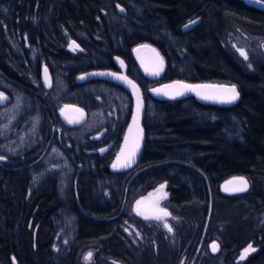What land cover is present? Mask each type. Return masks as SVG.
Here are the masks:
<instances>
[{"label": "trees", "instance_id": "trees-1", "mask_svg": "<svg viewBox=\"0 0 264 264\" xmlns=\"http://www.w3.org/2000/svg\"><path fill=\"white\" fill-rule=\"evenodd\" d=\"M116 3L126 14L115 11ZM189 4L0 0V91L7 97L0 105V264H178L185 253V264H264V64L248 69L237 62L219 39L222 22L180 30L170 18ZM227 5L221 15L236 24L237 7ZM242 24L264 28V22ZM139 43L163 56L156 79L142 73L132 53ZM114 56L127 64L145 105L139 162L119 173L107 166L131 98L110 81H75L88 69H113ZM41 66L48 69L50 89L41 87ZM176 78L234 83L238 101L165 102L145 93ZM65 105L80 107L83 121L60 119ZM233 174L246 175L251 187L221 195L217 183ZM161 182L167 208L180 219L172 245L162 234L153 244L129 207ZM132 224L139 235H128L125 226ZM215 225L222 227L216 232L222 251L212 255L206 242L214 239ZM247 241L258 249L233 263Z\"/></svg>", "mask_w": 264, "mask_h": 264}, {"label": "water", "instance_id": "water-1", "mask_svg": "<svg viewBox=\"0 0 264 264\" xmlns=\"http://www.w3.org/2000/svg\"><path fill=\"white\" fill-rule=\"evenodd\" d=\"M248 2H252V4L254 5H259L261 7L264 8V5H262V3H258L257 0H247ZM115 11L118 12L119 15H124V9L123 6L119 5V4H115ZM190 25V24H188ZM132 53L135 55L137 62L140 64L141 67V71L142 73L156 79V77L160 76V72L161 69L163 68L162 66V62L160 60V56L158 54V52H156L155 49H153L152 46H150V44L144 43V44H138L136 45L133 49H132ZM112 62H114V64H116V67L118 69L116 70H110L109 68H103V69H99V68H93V69H88L85 71H82V73L77 74L75 77V81L77 83H83L84 81H91L93 79H99L100 81H110V83H115L117 85H120L121 88L124 90V92H126L130 98V111H128V118H127V122L125 123V128L124 131L121 133V139H120V143H118L117 146V151L116 153L112 156V160L110 161V163L107 166V169H109L110 171H113L114 173H119V172H127L129 171V169H131L132 167H134L140 159V153L143 150V142H145V136H144V127L142 126V121L144 119V115L143 112L145 111V105H144V97L142 94V89L139 86V84H137L136 82L133 81V79L131 78V76H129V74L126 73L125 69H126V64H124L121 59L118 56H115L112 60ZM113 73H115L116 75H112ZM49 72L47 70V68L45 66H42V73H41V80H42V86L46 89H50V84H51V79L49 78ZM118 77H126V79H119ZM129 81H131L132 83H129ZM180 81L183 82L184 84H188V85H211V86H215L216 88H219L221 86H226V87H231L232 85H235L234 83H225L224 81H218V82H214V81H209L208 82H204V81H184L181 78H176V79H169L166 80L165 82H157L155 85H150L145 93L149 94L151 97H153V99L155 100H163L165 102L167 101H178L179 99L182 98H188V97H193L195 102H201V103H205V104H215V105H230L232 103L237 102L238 100L232 102V103H226V102H221L219 100H210V99H203L200 95H197L196 91H184L182 95H173L172 93H174V91L176 89L174 88H164V86L166 85H174L175 82ZM154 89H163V91L157 92L154 91ZM201 91H207V92H211L212 89H207V90H201ZM238 91V90H237ZM168 92V95H165L164 93ZM138 105H139V111H138ZM84 112L81 110V108H77V107H71L69 105L67 106H63L62 110H61V115L60 118L63 119V121L70 123V124H75L76 122H82L83 121V117H84ZM136 116L137 117V121L134 124L133 122V117ZM130 126H132V132H129V128ZM137 129L142 130L139 133V149L136 152L135 158L131 161V163L129 164V166L127 167H120V168H113L112 165L114 162L117 161V156L121 155V150L125 148V137L128 136L129 137V141L130 143L135 139V137L137 136ZM127 154V150H125V155ZM121 160H124V156H121ZM80 168V165L78 166ZM236 177H244L246 178L247 182H248V187L247 190L251 187V184L249 183L248 177L246 175H240V174H233L232 176H226L224 177L222 180L219 181L218 184V191L221 195H230V196H234V194H244L245 191H241V192H233V191H225V185L227 181L232 180L233 178ZM234 186H238V182L236 184L233 185H229V187H234ZM246 190V191H247ZM139 201H141L140 204V212L142 214H138L137 213V201L135 202V204H133V209L134 211L137 213V216L139 217H147V218H155V216L159 215L162 217V213L160 212V209L157 208V206L155 205V198L153 195L151 196H145L142 197ZM206 220L204 222V231L205 232V226L207 224V222L209 221V216L208 213L206 214ZM218 241L213 240L210 241L208 243V247L210 249V252L212 255H214L219 247L217 248L216 251H213V246L214 245H218L217 243ZM184 256H182L180 258L179 264H183L184 262ZM15 261L12 260L11 264H15Z\"/></svg>", "mask_w": 264, "mask_h": 264}, {"label": "rangeland", "instance_id": "rangeland-1", "mask_svg": "<svg viewBox=\"0 0 264 264\" xmlns=\"http://www.w3.org/2000/svg\"><path fill=\"white\" fill-rule=\"evenodd\" d=\"M239 23L240 21L237 22L236 24L231 23V19L229 17L225 20V22L222 24L223 29L221 30V34L219 38L222 44L226 45V47L230 49V51H232L233 56L235 57L234 59H237V62H241L248 69L250 68L249 65H252L254 63L255 65H259L260 63L264 64V28L259 27V26L255 27L253 25L246 26V25H243L242 22L240 24ZM241 50L244 53H246L247 58H245V55L241 54ZM161 185H164L163 189H161ZM167 193L168 192H167V188L165 187V183L161 182L160 184H157V185L155 184L153 188H151L150 191L143 194L139 199L135 198L129 205V207L133 209V204H135L136 201H139L142 197L153 195L155 198V203H156L155 205L157 206V208H159L160 210L161 209L166 210L168 213H170L169 216L162 215L161 219L159 220L155 218H146L143 216L141 217L143 221L142 226L145 229H147V231L149 232L148 238L155 245H157V243L160 242L161 234L163 235L162 238L167 237L168 239H170V243L172 245L175 239L174 238V234H175L174 226L176 223H180L179 217H177L175 214H172L169 208H167V205H166L167 199H168ZM255 218H256V215L253 216L252 221L255 220ZM165 223H167L172 228V231H169L168 228L164 226ZM258 226L259 225L257 224V228ZM136 229H137L136 226L133 227V224L125 226V230L127 231L128 235H132L135 232L138 233V230ZM221 229H222L221 226L215 225V232H213V234H210V237L214 239L212 240L210 239L206 242V246L208 247V243L210 241H213V240L218 241L217 243H218L219 249L214 255L222 251L219 245V240L217 239L218 236L216 235V232L218 230L220 231ZM256 230H257L256 227H254L252 234L257 235ZM261 234L263 235L262 237L264 238V232L261 231ZM249 245H251L252 249L254 250H250L249 252H247L244 255V258L241 259V253L244 252V250L248 248ZM257 249H258V245L253 243V241H247V243L244 244L240 249H238L237 252H235V254L233 255L234 257L233 263L246 260L248 258V255L251 252L256 251ZM87 254L88 253H86L85 255L87 256ZM182 256H184L185 260L183 264H185V262H187L186 253L183 255H180V257L178 258L179 261ZM179 261H178V264H179Z\"/></svg>", "mask_w": 264, "mask_h": 264}, {"label": "snow or ice", "instance_id": "snow-or-ice-1", "mask_svg": "<svg viewBox=\"0 0 264 264\" xmlns=\"http://www.w3.org/2000/svg\"><path fill=\"white\" fill-rule=\"evenodd\" d=\"M257 2L264 4V0H257ZM192 23H195V21L189 22V24H192ZM188 26H189L188 24L184 25L185 28H187ZM70 47H73V50H75L79 46L75 45V42L73 41ZM241 54L245 55V58H247L246 53H244L242 50H241ZM249 67H251V65H249ZM112 75H116V74L113 73ZM118 78L126 79V77H118ZM129 83H132V82L129 81ZM164 88L176 89L174 93H172L173 95H182L184 91H196L197 95H200L203 99L219 100L221 102H226V103H232L239 98V92L237 91L235 85H232L231 87L221 86L219 88H216L215 86H211V85H188V84H184L183 82L177 81L175 82L174 85H166L164 86ZM207 89H212V91L211 92L201 91V90H207ZM154 91L160 92V91H163V89H154ZM164 94L168 95L169 93L165 92ZM138 111H139V105H138ZM136 121H137V117L134 116L133 117L134 124L136 123ZM141 131L142 130L137 129L138 134L131 143L129 141V137L128 136L125 137V148L121 150V155L117 156V161L114 162L112 165L113 168L129 166L131 161L135 158L137 150L139 149V138H140L139 133ZM129 132H132V126H130L129 128ZM125 150H127L126 155H125ZM121 156H124L123 161L121 160ZM0 159H3V157H0ZM237 182H238V186L229 187V185L236 184ZM247 187H248V182L246 178L236 177L226 182L225 191L241 192V191H246ZM163 188H164V185H161V189ZM140 204H141V201H137V213L138 214H142L140 212V207H139ZM160 212L163 214V216L170 215V213H168L166 210H163V209H161ZM155 219L159 220L161 219V216L157 215L155 216ZM164 226L168 228L169 231H172V228L167 223H165ZM137 235H139V233H137ZM217 248H218V245H214L212 250L216 251ZM250 250H254L252 249L251 245H249L248 248H246L244 252L241 253V259H243L244 255ZM91 256H92V253L89 252L87 256L85 257V259L86 260L90 259Z\"/></svg>", "mask_w": 264, "mask_h": 264}, {"label": "flooded vegetation", "instance_id": "flooded-vegetation-1", "mask_svg": "<svg viewBox=\"0 0 264 264\" xmlns=\"http://www.w3.org/2000/svg\"><path fill=\"white\" fill-rule=\"evenodd\" d=\"M195 1L196 0H189L190 4L187 7H185L184 11H182L181 13L179 10L173 11V12L177 11L176 18L173 16V18H170V20L176 19L178 22H180L181 23L180 30H182V31H184L185 29H188V28L191 29L198 22H204L205 23V22H209V21H214V22L216 21V22L224 23L228 17L226 15H221V13H224L225 10L228 9V7H227L228 3H229V5H231V7H234V8L237 7L238 17H236L235 19H238L239 21H242V22H245L246 20L252 21L253 23L264 22V8L259 6V5H254V4H252V2H248L247 0H198L196 3H195ZM232 3H235V4H232ZM262 5H264V4H262ZM213 6L218 7V9H216L215 14L212 16L211 14H212V7ZM157 10H159V12L162 13V15H163V12H165V10L163 9L162 6H157ZM124 12H125V10H124ZM171 13L172 12H170V10H168V14H171ZM125 14H126V12H125ZM163 17H165V16H163ZM190 21H195V23H192L187 28H185L184 25L189 24ZM136 45H138V44H136ZM153 49H155V48H153ZM156 52H158L159 56L161 57L160 60L162 62V66L164 68L165 62L163 61V56L161 55V53L158 50H156ZM121 61H122V59H121ZM122 62L125 64L124 61H122ZM113 65H114L113 69H110V70L118 69L116 67V64H114V62H113ZM162 69H161V71H162ZM126 70H127V64H126L125 71ZM41 73H42V66H41ZM40 76H41V74H40ZM14 80H13V84H14ZM40 81H41L40 83H41V87H42V80H40ZM51 84H52V82H51ZM15 85H17V86L19 85L17 80H15ZM5 101H7V97H6V95H4L2 93V91H0V105L3 104ZM65 106H67V105H65ZM74 106L77 107L76 105H74ZM74 106H71V107H74ZM77 108H79V107H77ZM61 110H62V108H61ZM61 110L59 111L60 115H61ZM60 115H59V117H60ZM77 123H79V122H76L75 124H77ZM68 124H70V123H68ZM75 124H70V125H75ZM0 161H1V159H0Z\"/></svg>", "mask_w": 264, "mask_h": 264}]
</instances>
